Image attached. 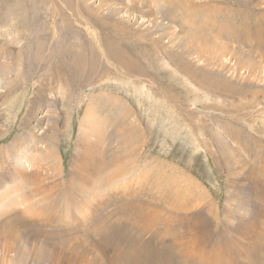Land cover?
<instances>
[{
  "label": "rangeland",
  "instance_id": "1",
  "mask_svg": "<svg viewBox=\"0 0 264 264\" xmlns=\"http://www.w3.org/2000/svg\"><path fill=\"white\" fill-rule=\"evenodd\" d=\"M0 264H264V0H0Z\"/></svg>",
  "mask_w": 264,
  "mask_h": 264
}]
</instances>
